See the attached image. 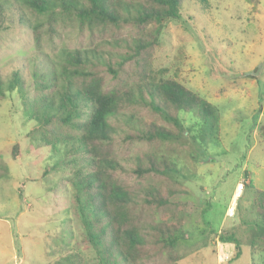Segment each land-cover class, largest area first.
<instances>
[{
	"label": "trees",
	"instance_id": "1",
	"mask_svg": "<svg viewBox=\"0 0 264 264\" xmlns=\"http://www.w3.org/2000/svg\"><path fill=\"white\" fill-rule=\"evenodd\" d=\"M185 1L22 0L23 8L41 20L32 29L37 51L43 37L53 46L61 29L71 25L79 45L63 47L54 60L46 55L44 66H31L30 79L19 68L7 80L0 78V99L16 92L22 110L37 124L32 140L55 158L60 146L65 148V158H56L52 170L74 166L73 200L97 264H179L183 259L189 235L185 219L196 213L197 204L186 199L181 172L171 159L180 153L173 144L184 148V132L193 140L195 134L202 137L205 120L218 114L197 92L163 77L167 69L152 68L161 27L179 19ZM85 32L87 43L81 46ZM182 114L200 121L189 131L192 124L186 128ZM3 170L1 165L0 177ZM247 185L253 188L250 179ZM253 209L261 226L249 244L252 256L264 264V239L259 238L264 192L255 191ZM196 245L186 247L195 252ZM80 255H53L48 264H81Z\"/></svg>",
	"mask_w": 264,
	"mask_h": 264
},
{
	"label": "rangeland",
	"instance_id": "2",
	"mask_svg": "<svg viewBox=\"0 0 264 264\" xmlns=\"http://www.w3.org/2000/svg\"><path fill=\"white\" fill-rule=\"evenodd\" d=\"M257 1L186 0L179 19L160 30L152 68L167 69L163 77L197 92L218 112L216 119L205 120L202 137L194 133L193 140L184 132V148L173 144L180 153L171 159L181 172L186 199L197 204L198 212L185 219L189 235L179 264L259 261L249 244L261 226L253 209L254 193L264 192V0ZM0 6L3 80L18 68L30 79L31 66H44L46 55L54 60L63 47L79 45L77 28L71 25L61 29L53 46L43 37L42 51H37L32 29L41 20L23 8L22 0H0ZM83 35L81 46L87 43V33ZM181 119L186 128L192 124L189 131L200 121L183 114ZM36 125L16 92L0 99V264H48L51 256L71 251L81 254V264H97L73 200L74 166L52 170L56 158H65V148L60 146L58 156L52 157L49 148L32 140ZM202 227L208 234L206 246L201 245ZM220 236L234 242H221ZM191 243H198L195 252L186 247Z\"/></svg>",
	"mask_w": 264,
	"mask_h": 264
},
{
	"label": "built area",
	"instance_id": "3",
	"mask_svg": "<svg viewBox=\"0 0 264 264\" xmlns=\"http://www.w3.org/2000/svg\"><path fill=\"white\" fill-rule=\"evenodd\" d=\"M239 186H240V188H241V185H239ZM240 188H239V189H240Z\"/></svg>",
	"mask_w": 264,
	"mask_h": 264
}]
</instances>
